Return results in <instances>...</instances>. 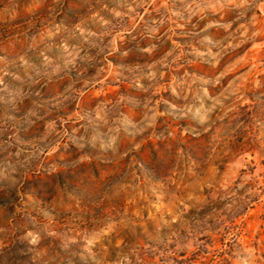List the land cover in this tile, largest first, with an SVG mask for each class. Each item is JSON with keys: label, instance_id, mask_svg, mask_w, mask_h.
Masks as SVG:
<instances>
[{"label": "rangeland", "instance_id": "1", "mask_svg": "<svg viewBox=\"0 0 264 264\" xmlns=\"http://www.w3.org/2000/svg\"><path fill=\"white\" fill-rule=\"evenodd\" d=\"M161 2L138 8L142 20L118 22L109 9L128 13L132 0H0V76L23 94L14 111L11 96L0 86V128L6 130L5 138L15 126L10 117L18 118L31 107L41 119L27 136L39 144L38 135L53 123L49 139L69 148L84 131V121L78 117L89 116L87 110L97 104L112 110L120 96L131 94L141 100L126 99V113L150 115L144 107L150 93L133 92L131 79L139 77L148 87L153 82L147 64L168 53L171 68L157 66L156 98L177 106L167 109L162 103L159 110L166 114L145 134L139 153L118 159L103 172L101 179L106 180L120 175L123 168L126 179L98 205L77 203L75 196L66 200L65 184L56 182L45 191L38 184L31 191L22 188L17 198L23 205L20 211H30L31 201L40 200L60 212L53 223L61 229L93 234L106 230V264L115 256L113 249L125 244V254L134 264H244L247 247L261 250L256 264H264V14L246 5L215 11L205 7L203 19L197 15L186 22V6L175 0L170 8L181 11L184 20L173 18L170 25ZM207 2L200 0L201 6ZM101 17L111 25L105 26ZM161 19L165 23L157 24ZM210 22L218 26L202 31ZM120 23L135 27L120 36ZM150 44L157 50L151 56L141 54ZM113 47L116 51L109 55ZM125 50H131L126 60L121 57ZM55 64L63 70L54 72ZM160 71L165 72L163 81ZM185 74L191 77L187 83L182 82ZM216 78L219 84L214 83ZM189 86L203 103L183 118ZM221 93L228 97L225 111L231 110L224 115L218 109L205 131L200 117ZM132 103L140 107L133 108ZM123 134L133 135L132 125L126 123ZM76 154L60 152L65 160ZM139 160L151 165L153 174L141 175L136 168ZM85 167L84 175L97 181L92 167ZM29 179L44 177L33 174ZM73 183L82 186L85 181L69 182L67 191H72ZM12 212L11 207H0V227L17 224ZM13 242L5 241L0 264H17L19 254L7 253Z\"/></svg>", "mask_w": 264, "mask_h": 264}, {"label": "clouds", "instance_id": "2", "mask_svg": "<svg viewBox=\"0 0 264 264\" xmlns=\"http://www.w3.org/2000/svg\"><path fill=\"white\" fill-rule=\"evenodd\" d=\"M175 0H162L161 7L168 10V22L171 25L174 23L173 18L184 20L181 11H174L170 8V4ZM180 4L185 5V10L189 12L188 21L197 15L203 19L205 7L213 11L224 9L229 6H247L258 7L264 14V0H208L205 6H201L200 0H179ZM157 0H132L134 6L129 7V12L119 11L117 7L110 8L109 11L117 18L118 22H123L133 19L142 20L143 16L137 11L138 8H147L155 5ZM195 6V7H194ZM101 22L105 26L111 25L110 20L103 19ZM163 25L164 19L156 22ZM182 25L176 24V27ZM215 23H208L202 31L216 27ZM80 28V25H76ZM135 24L126 26L124 23L119 24L118 35L123 36L133 30ZM230 28L231 24L225 25ZM243 27V26H241ZM83 31V29H80ZM172 28L169 27V32ZM89 36H96L95 32H89ZM157 50L155 44H150L141 49V54L151 56ZM116 51L113 47L109 51V55ZM198 55H203L199 53ZM131 50H125L121 53L123 59H127ZM168 53L163 59L147 64L149 71V79L153 82L145 87L139 77L131 79L133 92H148L147 104L144 107L148 108L150 115L141 117L139 114L132 115L125 111V100L140 101V96H120L117 103L113 105L112 110L106 111L104 106L97 104L95 107L87 110L89 116H80L78 120L84 121V131L75 147L69 148L67 143H62L60 140L49 137L52 134L54 124L48 123L43 134L38 135L39 144L36 139L28 137L37 120L41 119L38 116L35 107L28 108L23 114L12 116L10 119L14 121V127L10 134L5 138L3 128H0V207H11L13 209V218H17V224L14 227H0V255L5 254V241L12 239L13 246L7 249L9 255L18 253L17 264H106V256L104 244L108 242L109 233L101 229L93 234L92 232H77L74 230L61 229L53 221H56L60 216V212L55 207L42 203L40 200L33 199L31 201L33 207L30 211L21 212L20 208L23 205L17 203V198L21 195V189L27 186L28 190H33L34 185H39L41 191H45L54 187L56 182H63L66 186V200H71L76 197V202L81 201L98 205L103 201L105 196L114 194L116 186L126 179L124 169H121L120 175L108 177L106 180L101 179L103 172L112 166L116 165L117 160L125 161L133 153L138 154L145 134L150 128L155 127V122L158 117L165 115V112L159 110V106L163 103L167 109L176 108V104L169 100H164L163 97L157 99L159 89L156 86L157 81V66L160 65L165 69L171 68L168 63ZM45 60L49 65L53 61L45 56ZM26 63V62H25ZM75 63V57L71 61ZM218 63V60H217ZM63 69L59 64H55L53 71L61 72ZM39 75V73H37ZM7 75V74H5ZM165 76L164 71L159 72V80L163 81ZM15 80L20 77L14 76ZM187 74L183 78V83L190 80ZM214 83L219 84V78H216ZM0 86L11 96V106L15 111L18 103L23 102V94L21 91L12 88L6 84L3 76H0ZM172 95L176 94V89L171 88ZM204 96L209 95L208 89L203 90ZM223 97V98H221ZM67 99V97H66ZM228 99L221 93L220 96L214 98L211 106L207 107L200 117L199 123L204 125V130L207 131L209 122L213 121L214 115L219 109L227 115L228 109L225 111V101ZM202 104L203 100L197 90L189 88L184 96L183 103V118H189L193 107L196 104ZM131 107L139 108V103H132ZM166 109V111H167ZM130 124L134 128V134L125 136L123 128L125 124ZM24 133L25 135H20ZM61 150L75 151L77 154L68 160L60 156ZM94 161H99V166ZM85 165H90L93 169V174L97 176V181H92L87 178L88 168ZM64 171H61V169ZM137 171L145 177L153 174L151 165L139 160L136 165ZM36 174L44 179L30 180L29 177ZM134 176V174H133ZM84 180L82 186L72 185V191H67L69 182ZM78 223V221H77ZM84 226L81 225V228ZM127 244L114 248L115 256L111 264H134L125 254ZM246 256L244 264H256L260 258L261 250L255 247L244 248ZM139 257H137L138 261Z\"/></svg>", "mask_w": 264, "mask_h": 264}]
</instances>
